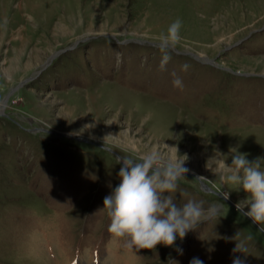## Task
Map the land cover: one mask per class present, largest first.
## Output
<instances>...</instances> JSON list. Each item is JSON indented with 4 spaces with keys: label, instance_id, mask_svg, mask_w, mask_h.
Segmentation results:
<instances>
[{
    "label": "rangeland",
    "instance_id": "374dc122",
    "mask_svg": "<svg viewBox=\"0 0 264 264\" xmlns=\"http://www.w3.org/2000/svg\"><path fill=\"white\" fill-rule=\"evenodd\" d=\"M132 146L184 161L174 202L217 217L174 247L113 237ZM235 153L264 171V0H0V264H264L249 194L215 173Z\"/></svg>",
    "mask_w": 264,
    "mask_h": 264
},
{
    "label": "clouds",
    "instance_id": "9594fccd",
    "mask_svg": "<svg viewBox=\"0 0 264 264\" xmlns=\"http://www.w3.org/2000/svg\"><path fill=\"white\" fill-rule=\"evenodd\" d=\"M181 28L182 21L177 19L169 26L167 34L158 39L163 54L162 70H166L171 59L169 52L182 39ZM188 67L183 65L182 69L187 71ZM173 86L182 88V80L175 78ZM126 150L133 152L136 158H119L121 182L104 198V209H107L111 221L108 232L123 239L128 248L155 250L161 244L174 247L177 237L184 240L189 232L199 230L201 225L214 220L220 213L221 206L215 204L205 208L203 202L189 200L182 206L174 202L171 194L177 191L178 182L188 171L183 166L184 161L155 150L140 152L135 146ZM259 161L249 162L245 155L235 153L232 165L221 161L215 173L222 184L242 186L249 194L247 200L237 202L236 209L258 224L259 232H264V171L260 170ZM223 195L227 198L229 194L225 192ZM245 208L249 210L245 212ZM176 250L182 254L181 249ZM236 250L244 251L242 244L237 243ZM234 264H243V261L237 258Z\"/></svg>",
    "mask_w": 264,
    "mask_h": 264
},
{
    "label": "water",
    "instance_id": "95a60500",
    "mask_svg": "<svg viewBox=\"0 0 264 264\" xmlns=\"http://www.w3.org/2000/svg\"><path fill=\"white\" fill-rule=\"evenodd\" d=\"M5 102V101H4ZM117 156H118V158H121L122 156L121 155H119V154H117ZM204 186H205V188L207 189V190H211V191H215V189H211V187L210 186H206L205 184H204Z\"/></svg>",
    "mask_w": 264,
    "mask_h": 264
},
{
    "label": "trees",
    "instance_id": "16d2710c",
    "mask_svg": "<svg viewBox=\"0 0 264 264\" xmlns=\"http://www.w3.org/2000/svg\"><path fill=\"white\" fill-rule=\"evenodd\" d=\"M55 257H56V255H55Z\"/></svg>",
    "mask_w": 264,
    "mask_h": 264
},
{
    "label": "bare ground",
    "instance_id": "6f19581e",
    "mask_svg": "<svg viewBox=\"0 0 264 264\" xmlns=\"http://www.w3.org/2000/svg\"><path fill=\"white\" fill-rule=\"evenodd\" d=\"M3 26V25H2Z\"/></svg>",
    "mask_w": 264,
    "mask_h": 264
}]
</instances>
